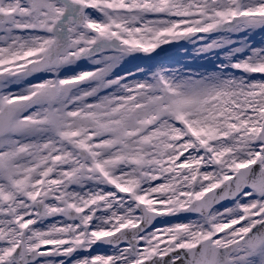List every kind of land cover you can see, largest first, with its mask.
Returning <instances> with one entry per match:
<instances>
[{
    "label": "snow or ice",
    "instance_id": "6c2138e0",
    "mask_svg": "<svg viewBox=\"0 0 264 264\" xmlns=\"http://www.w3.org/2000/svg\"><path fill=\"white\" fill-rule=\"evenodd\" d=\"M0 264H264V0H0Z\"/></svg>",
    "mask_w": 264,
    "mask_h": 264
},
{
    "label": "rangeland",
    "instance_id": "374dc122",
    "mask_svg": "<svg viewBox=\"0 0 264 264\" xmlns=\"http://www.w3.org/2000/svg\"><path fill=\"white\" fill-rule=\"evenodd\" d=\"M255 39L259 41L260 36H256ZM184 49L187 51L185 52ZM161 57L167 64L175 65L177 61L185 62L192 59V47L190 45H174V46H165V52L161 53ZM203 63L201 60H196L195 64Z\"/></svg>",
    "mask_w": 264,
    "mask_h": 264
}]
</instances>
